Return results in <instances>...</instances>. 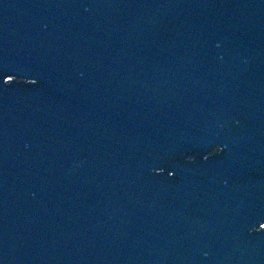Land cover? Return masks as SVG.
Returning <instances> with one entry per match:
<instances>
[{"label": "water", "instance_id": "1", "mask_svg": "<svg viewBox=\"0 0 264 264\" xmlns=\"http://www.w3.org/2000/svg\"><path fill=\"white\" fill-rule=\"evenodd\" d=\"M0 264H264V0H0Z\"/></svg>", "mask_w": 264, "mask_h": 264}, {"label": "flooded vegetation", "instance_id": "2", "mask_svg": "<svg viewBox=\"0 0 264 264\" xmlns=\"http://www.w3.org/2000/svg\"><path fill=\"white\" fill-rule=\"evenodd\" d=\"M217 150V149H216Z\"/></svg>", "mask_w": 264, "mask_h": 264}]
</instances>
